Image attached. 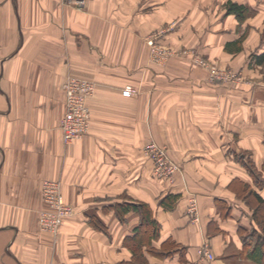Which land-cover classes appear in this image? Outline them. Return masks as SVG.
I'll return each instance as SVG.
<instances>
[{
  "label": "crops",
  "instance_id": "crops-1",
  "mask_svg": "<svg viewBox=\"0 0 264 264\" xmlns=\"http://www.w3.org/2000/svg\"><path fill=\"white\" fill-rule=\"evenodd\" d=\"M228 2L252 15L228 13ZM158 29L168 30L160 43L189 45L249 83L212 80L179 56L155 61L146 36ZM262 55L264 0H0V264L130 260L122 242L140 217L131 210L122 222L116 203L132 200L160 224L155 247L178 245L164 264H264L248 255L263 237ZM70 75L95 90L88 132L66 143ZM149 140L178 163L171 181L153 175ZM44 179L61 182L74 210L56 235L38 224ZM168 194L178 195L172 208L160 203ZM204 241L211 260L197 252Z\"/></svg>",
  "mask_w": 264,
  "mask_h": 264
},
{
  "label": "built area",
  "instance_id": "built-area-1",
  "mask_svg": "<svg viewBox=\"0 0 264 264\" xmlns=\"http://www.w3.org/2000/svg\"><path fill=\"white\" fill-rule=\"evenodd\" d=\"M84 2L85 0H74L78 6H83ZM152 43L151 39L148 40V44ZM198 62L202 64V60ZM207 67L209 77L212 80L235 82L241 79L238 72L232 69ZM63 90L65 108L60 119V129L64 142L69 143L81 138L89 130L90 109L87 101L95 90V82L87 78L70 75L63 82ZM132 92L130 86L123 89L124 95H130ZM143 152L151 160L152 173L155 177L169 181L174 178L179 166L170 158L164 146L155 140H149L143 145ZM41 198L44 207L39 211L38 216L40 228L56 235L64 220L74 214L73 208L64 200L59 180L44 179L41 183ZM187 214L192 220L197 219V208L194 200L190 201ZM197 252L199 256L207 260L213 258V254L205 241Z\"/></svg>",
  "mask_w": 264,
  "mask_h": 264
},
{
  "label": "trees",
  "instance_id": "trees-1",
  "mask_svg": "<svg viewBox=\"0 0 264 264\" xmlns=\"http://www.w3.org/2000/svg\"><path fill=\"white\" fill-rule=\"evenodd\" d=\"M228 13H235V15L243 19L247 15V10L245 6L238 5L235 2H228L227 5ZM256 61L264 60V55L262 57H254ZM244 162V160H243ZM250 170V173L254 178H258L257 173L253 170L251 166V162L248 160L245 162ZM249 163V164H248ZM257 205L254 207V216L257 220V225L260 227V230L263 234V237L258 236L256 238V244L254 245L251 252L248 253L249 257L254 261L263 263L264 262V199L260 198L258 195L254 193ZM178 195L176 194H168L164 198L161 199L160 203L165 208H172L177 199ZM133 210L136 211L140 217L138 225L134 228L133 232L127 236H125L124 240L130 242V247L132 251V255H139L141 258L146 252V247L144 244L151 245L152 248H156L157 252H155L158 256H170L173 252L174 247L178 246L176 243L171 241V239L164 241L161 243L160 247L157 248L153 245V242L158 240L160 224L156 221L153 216L152 209L150 205L143 201L132 200V201H123L121 203L116 204V213L122 217L128 211ZM260 237V238H259ZM152 253V250L149 249ZM143 260V258H142ZM145 264V261L143 260ZM116 264H134L132 260L120 261ZM141 264V263H140Z\"/></svg>",
  "mask_w": 264,
  "mask_h": 264
},
{
  "label": "rangeland",
  "instance_id": "rangeland-1",
  "mask_svg": "<svg viewBox=\"0 0 264 264\" xmlns=\"http://www.w3.org/2000/svg\"><path fill=\"white\" fill-rule=\"evenodd\" d=\"M247 15L248 16H250V15H252L251 13H249L248 11H247ZM166 31H168V30H166V29H158V30H154L151 34H149V35H147L146 36V42L148 43V40H152L153 41V43L152 44H149V46H151L152 47V58L155 60V61H164V60H166V62H167V60L170 58V57H173V56H179V57H181V58H186V59H188L190 62H192V63H195V64H197V65H199L200 67H202V68H204V69H206V67L207 68H213V67H215L216 69H225V67H222V66H219L218 64H216V62H214V61H212V60H210V59H208L207 57H204L203 55H200V53L199 52H197V50L196 49H194L193 47H191V46H189V45H186V44H180V45H176V46H170V45H164V44H162V43H160L159 42V40L161 39V38H163V36H164V33L166 32ZM167 58V59H166ZM199 60H202V64L201 63H199L198 61ZM207 70V69H206ZM208 71V70H207ZM209 72V71H208ZM240 75V74H239ZM240 80L238 81V82H244V83H249V81L247 80V81H245V79H243V77L240 75ZM234 82V81H233ZM159 144V143H158ZM166 151H167V149H166ZM168 152V151H167ZM171 158V157H170ZM176 164H178L173 158H171ZM123 195V194H122ZM122 197V196H121ZM124 197H126L125 195H124ZM123 202V201H122ZM125 202V201H124ZM117 204V203H116ZM41 210V209H40ZM39 210V211H40ZM74 211V210H73ZM131 211V210H130ZM117 214V213H116ZM126 214V213H125ZM124 214V215H125ZM72 216V215H71ZM117 216L119 217V219H121V221L123 222V219H122V217H120L118 214H117ZM70 217V216H69ZM68 217V218H69ZM67 219V218H66ZM65 219V220H66ZM65 220H64V222H65ZM64 222L61 224V226L64 224ZM38 224H39V222H38ZM97 224H98V226L100 227L102 224H101V222H96V226H97ZM104 225V224H103ZM102 225V226H103ZM40 226V225H39ZM61 226L59 227V230H60V228H61ZM43 230V229H42ZM59 230H58V232H59ZM46 231V230H45ZM57 232V233H58ZM56 233V234H57ZM125 238V237H124ZM157 241V240H156ZM122 244L125 246V247H127L130 251H131V247H130V242H128L127 240H124L123 239V242H122ZM154 245V244H153ZM144 247H146L147 249H146V252H145V254L142 256V258H143V260L145 261V264H164V263H162V260H164V259H166L167 257H169V256H158L155 252H157L156 250V248L154 249V248H152L151 247V245H147V244H144ZM149 249L150 250H152L154 253H152L151 251H149ZM131 259L130 260H132L133 262H134V264H144L143 263V260H142V258L139 256V255H137V257L136 256H134V255H132V251H131V257H130ZM123 261H125V260H123Z\"/></svg>",
  "mask_w": 264,
  "mask_h": 264
}]
</instances>
